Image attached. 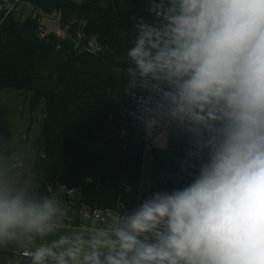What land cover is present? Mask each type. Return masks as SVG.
Returning <instances> with one entry per match:
<instances>
[{
  "label": "clouds",
  "instance_id": "1",
  "mask_svg": "<svg viewBox=\"0 0 264 264\" xmlns=\"http://www.w3.org/2000/svg\"><path fill=\"white\" fill-rule=\"evenodd\" d=\"M147 11L127 88L149 130L205 137L207 160L112 227L40 244L32 264H264V0H149ZM65 214L0 177V245L47 237Z\"/></svg>",
  "mask_w": 264,
  "mask_h": 264
},
{
  "label": "trees",
  "instance_id": "2",
  "mask_svg": "<svg viewBox=\"0 0 264 264\" xmlns=\"http://www.w3.org/2000/svg\"><path fill=\"white\" fill-rule=\"evenodd\" d=\"M130 1L122 9L98 0H24L41 16L59 15L67 30L61 38L43 27L41 16L20 21L16 0H0V90L32 93L33 112L44 103L42 138L34 144L46 155L39 152L33 168L43 179L39 199L49 197L46 184L77 189L76 204L125 216L154 193L190 184L207 160L205 137L175 123L154 126L153 138L165 134L167 142L153 147L149 187L142 186L149 129L131 94L139 91L127 88L126 52L139 18L155 20L144 0Z\"/></svg>",
  "mask_w": 264,
  "mask_h": 264
},
{
  "label": "rangeland",
  "instance_id": "3",
  "mask_svg": "<svg viewBox=\"0 0 264 264\" xmlns=\"http://www.w3.org/2000/svg\"><path fill=\"white\" fill-rule=\"evenodd\" d=\"M86 0H74V2L82 4ZM145 7L148 8L149 0H144ZM130 0H101L100 6L108 7L116 3L122 9H130ZM158 2V0H157ZM32 15V8L27 3H20L17 12V18L24 21L25 18ZM41 16V15H40ZM43 27L51 32L60 33L59 37L63 38L67 35V30L59 27V16L52 14L49 16H41ZM39 17V18H41ZM92 46L96 48V42L93 40ZM32 93L24 94L18 90L4 89L0 90V177L8 180L10 183L26 185L29 196L39 199L40 180L35 177H27L19 174L12 166L16 158H24V160L34 168L37 154L43 153V146L40 143L34 148V144L42 138V130L44 125V115L42 109L44 103L41 104L37 111H31L30 102ZM148 139L152 147H164L167 142L165 134H161L153 138L152 130H148ZM31 169H27L30 172ZM152 172V158L145 155L143 165V188L147 189L149 177ZM38 176V175H37ZM33 180V181H32ZM28 184L29 182H31ZM77 206V205H76ZM114 221H108L104 225H97L96 228L112 227ZM62 232V235H70ZM61 232V231H60ZM54 234V233H53ZM51 234L52 240L58 237ZM51 238L48 240L50 243ZM45 238L35 239L31 243L26 241H12L8 244L0 245V264H22L19 254L25 249L33 251L40 244H45Z\"/></svg>",
  "mask_w": 264,
  "mask_h": 264
},
{
  "label": "built area",
  "instance_id": "4",
  "mask_svg": "<svg viewBox=\"0 0 264 264\" xmlns=\"http://www.w3.org/2000/svg\"><path fill=\"white\" fill-rule=\"evenodd\" d=\"M16 3H24V0H16ZM40 15L41 14L39 12L33 11L31 16L34 19H38ZM45 34H47V32L44 33V35ZM58 34L60 35V33ZM152 149L153 147L151 145L146 146V152L149 156H151ZM41 158L45 159L46 155L44 153H41ZM12 167L21 175H26L30 178L35 177V179H39L40 182L43 180L42 177H40L39 175L37 176V174L33 173V167L31 165H28L24 158H16L13 162ZM27 169H31L30 172H28ZM32 181L28 184L32 183ZM46 186L47 191L49 193V198L57 200L66 213L61 220L63 226L58 230H69L72 232H77L83 229H94L97 225H104L108 221H116L119 217H122L118 210L101 211L98 209H90L82 205L76 204L74 202V199L78 194L77 189H64L54 187L53 185L49 184H46ZM31 252V250L25 249L21 251L18 256L22 259L23 262L25 259H32L30 255ZM8 264L12 263L9 262Z\"/></svg>",
  "mask_w": 264,
  "mask_h": 264
},
{
  "label": "crops",
  "instance_id": "5",
  "mask_svg": "<svg viewBox=\"0 0 264 264\" xmlns=\"http://www.w3.org/2000/svg\"><path fill=\"white\" fill-rule=\"evenodd\" d=\"M74 1V0H73ZM99 1V4L101 3V0H98ZM87 2V0L85 1V2H83L82 4H84V3H86ZM147 9V8H146ZM26 19V18H25ZM165 145H166V143H165ZM164 145V146H165ZM149 183H150V177H149ZM149 183H148V186H147V188L149 187ZM144 189H146V188H144ZM115 222V221H114ZM61 231V232H60ZM62 232H66V230H57L53 235L54 236H56V237H59L60 235H62L63 233ZM67 233H69L70 235L73 233L72 231H67ZM51 238V234H50V236L49 237H47V238H45V240H46V242L45 243H48L49 241V239ZM51 240H52V238H51ZM20 258V257H19ZM21 259V258H20ZM21 262H22V259H21Z\"/></svg>",
  "mask_w": 264,
  "mask_h": 264
}]
</instances>
